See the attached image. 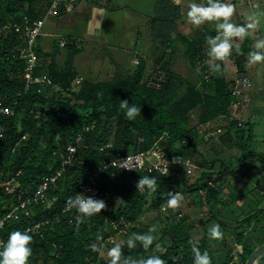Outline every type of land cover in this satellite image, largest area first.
I'll return each mask as SVG.
<instances>
[{
  "label": "trees",
  "instance_id": "16d2710c",
  "mask_svg": "<svg viewBox=\"0 0 264 264\" xmlns=\"http://www.w3.org/2000/svg\"><path fill=\"white\" fill-rule=\"evenodd\" d=\"M51 2L0 0V106L10 110L0 112V218L13 209L17 216L5 221L0 235L6 241L9 232L17 229L23 231L41 220L49 219L40 231L29 232L33 236L29 261L34 263L31 264H36L39 256H44V264H107L100 252L94 249H100L96 246L98 241L103 242L112 236L108 229L113 227V221L118 223L119 228H125L127 235L146 232L137 225L145 212L165 207L170 214L176 209L166 206L168 191H180L191 198L199 197L201 202L211 203L217 192V179L212 177L215 171L203 169L199 177L191 179V175L187 176L183 169H174L166 176L110 169L103 173L100 186L111 192L114 204L107 205L103 198L94 197L102 199L105 208L79 222L75 208L65 209L69 198L74 197L79 183L87 179L89 172L103 162L118 153H128L130 148L131 152L147 150L164 133L168 135L164 144L171 154L190 156L187 150H194V147L191 141L183 140L195 137L199 133V124L206 125L221 115L231 118L227 134L231 135V128L237 125V135L231 139L245 152L239 159L240 163L254 155L250 150V144L254 141L253 126L248 122V129L241 127L235 116L230 114L231 108H239L234 88L237 74L247 72L246 60L249 51H252L253 39L246 35L244 42L232 49V61L237 71L235 78L228 80L225 74L226 59L213 62L204 52V46L207 45L205 37L214 36L216 32L204 30L199 37L183 35L174 23V17L176 19L180 14V5H175L172 0H159L157 12L162 11V14L159 13L151 22L152 28L161 34L156 39L164 43L173 42L171 51H175V39L180 38L187 43L185 54L192 63H201L203 76L210 74V80L206 81L203 77V81L213 93H203L189 85L183 92L185 80L169 68H164L167 81L162 87L148 86L141 82L146 69L144 59H141L134 73L125 78L104 82L84 79L78 85L75 82L78 72L74 67V57L83 50V38L71 33L60 35L67 37L66 47L72 50L63 67L56 61L59 44L54 51L44 52L37 44L42 33L38 36L34 49L39 54V62L34 68V74L46 73L52 79V84L37 83L27 89L25 71L28 58L21 56L23 37L15 31L13 24L20 22L24 16L30 19L43 17ZM68 13L62 10L57 15ZM238 24H244V21ZM170 26H174V30ZM74 40L81 41L80 46L75 45ZM46 56L49 60L45 59ZM211 63L219 67L211 69ZM121 99L140 106L141 113L134 120H128L123 115L119 108ZM194 113H197L199 124L190 126L191 114ZM217 130L218 127L213 131ZM109 134L113 135L112 139H108ZM217 134L222 136L220 132ZM176 142H180L178 147L174 146ZM70 143L77 145L78 160L75 165L67 167L50 185L47 190L49 201L46 204H31L29 213H26L20 207L21 201L34 195L45 178L56 174ZM227 168L223 165L222 173ZM144 175L157 178L155 192H150L147 187L144 191H138L136 182ZM10 180H13L10 183L12 189H7ZM210 181L215 183L214 187L209 185ZM200 188L206 189L204 194L199 192ZM148 193L154 195V203L151 205H147ZM220 202L216 201L222 208L225 203ZM169 217L173 219L167 229L170 243L158 255H161L165 264H193L191 245L194 241L191 243L192 224L189 218ZM214 217L201 223L207 224ZM252 221L254 215L251 214L243 223ZM220 223L226 228L224 222ZM235 239L243 242L239 235ZM196 245L202 252L209 250L205 240ZM152 247L145 250L137 242L135 248L129 249L123 243L122 255L131 258L147 257L151 255ZM256 247L252 242L244 246L243 252L239 254L243 263H246ZM259 264H264V256L260 258Z\"/></svg>",
  "mask_w": 264,
  "mask_h": 264
},
{
  "label": "rangeland",
  "instance_id": "374dc122",
  "mask_svg": "<svg viewBox=\"0 0 264 264\" xmlns=\"http://www.w3.org/2000/svg\"><path fill=\"white\" fill-rule=\"evenodd\" d=\"M172 1L175 5H179V3L181 5L179 17L176 19L174 17V23H176L177 29L180 30V33L183 35L188 37H199L201 31L205 30L210 32L215 29V22L212 21H205L199 26H195L187 21L186 13L190 0ZM237 1L242 3L240 8L241 11L243 9L245 12L246 8L251 9L252 6H255L256 9L254 12L259 14V27L257 26L251 29L248 34L249 37L253 38L252 50H256L254 48L255 43L264 40V0H254L253 3L252 0ZM88 2H82L81 5L88 4L89 9L82 8L81 6V8L72 9L73 11L79 10L78 12L69 11V13H72H70L71 15L65 14L62 16L54 15L47 17L42 29V35L37 41V44L41 46L42 51L52 52L57 46L61 34H70L74 32L88 33V31L90 32L96 27L100 32L94 31L93 34L94 38H97L98 41L96 45L84 47L81 51L82 53L76 54L74 57V67L77 68L76 70L79 78L78 85H80L84 79L104 82L132 75L140 64V59L137 58L132 61L128 58L130 65H121L120 63L123 60L117 59L114 61L112 57L113 52L108 51V48L111 50L113 45L118 46V38L120 37L119 28H123L125 39L132 36L134 31L133 24L135 22L134 17L132 18L133 13L129 12V15H124V12H115V7H112L113 5L109 3V0H99L100 7L105 6L110 9L107 11L101 8L96 9V4L94 5L95 2H92V0ZM196 2L202 3L203 1L196 0ZM234 2L235 0H231L233 5ZM119 7L123 8V6ZM109 11L110 14L108 13ZM159 13L162 14V11L155 12L152 18H148L150 21L149 23H151ZM238 15L239 14L234 10L231 18L234 23L239 22L237 18ZM245 18H242L240 22L244 21ZM74 19H78V22H74ZM143 20L144 22L140 20L141 23L139 25L142 39H147L150 36V39L155 41L161 34H158V31L154 28H152L151 32V28L146 27L149 23H146L145 18ZM244 24H246L245 21ZM160 26L163 25L160 24ZM170 27L171 30H174V26ZM135 28L137 29V25H135ZM169 30L168 28L167 31ZM148 34L150 35L148 36ZM102 38L107 40L101 41L103 40ZM244 40L245 37L242 39L234 37L233 45L242 43ZM172 43L162 42L161 48L160 44L157 45L158 53L155 54L154 52L151 57L152 59L148 62L145 61L146 69L143 73L141 82L147 83V78L156 69L163 67L169 68L172 72H175L185 80L183 92L189 85L196 87L203 93L205 91L213 93V90L207 87V83L205 84L203 81L204 70L203 67L200 66L201 63L197 61L196 64H193L185 54L184 51L187 43L180 38L175 39V51H171L170 48L172 47ZM154 44H156V42ZM207 48L208 46L205 45L204 52L206 53ZM71 51L72 50L66 46L59 47V51L56 54L57 63L63 67ZM259 51H264V49H259ZM45 59L49 60L48 56H46ZM230 60L229 57L226 58V61L230 63V65H227L230 70L225 73L228 80L233 77L235 78L237 71L236 64L232 63V60ZM246 68L251 78V87L254 86L258 90L257 92L261 91V93L258 98H256V101H254L255 96L252 93L253 95L251 94L250 98L252 101L250 100L244 105L237 104L239 108H231L230 114L235 116L241 127L248 129V122L253 126L254 141L250 144V150L254 152V155L247 157L244 163H240L239 159L244 156L245 152L235 145L233 138L231 139L232 136L237 135V125L231 128V135L226 133L228 130L227 126L231 120L227 115H221L217 119L211 120L208 125H202L197 121V113L191 114L192 119L190 120V126L197 125V123L199 124V133L195 135V137L190 139L186 138V140H184V142L188 140L191 141L194 150H187V154L190 155L198 166L197 170L191 174V179L199 177L203 169L215 171L212 177L217 179L216 198H212L211 203H206L201 202L197 196L191 198L190 195L183 194V200L174 211L170 212V214L166 211L165 207H163L162 210H149L145 212L140 217L137 225L146 232L150 226H156L151 255L160 253L155 249L156 243H159L163 250L165 246L170 243V234L167 231L173 220L170 219V215L177 219H182L184 216L189 218L188 221L192 224L190 230V235L192 237L191 243L194 241V243L199 245L200 241H206L209 247V255L213 259L211 264H246L243 263L239 256V254L243 252L244 246L251 242L255 244V246H259L261 242L264 241V61L249 64L247 58ZM246 93L248 95V90ZM217 127L222 129L220 132L222 136L220 137L218 134L215 135L213 131ZM112 136V134H109L108 139H112ZM167 136V134H163L162 142H166ZM179 144L180 142H176L174 146L178 147ZM128 151L131 152L132 149L130 148ZM223 165L228 166V168L222 173L221 170L223 169ZM241 172L246 174H242ZM146 197L147 205L154 203L153 194L148 193ZM216 201H221L220 203L224 202L225 205L220 208ZM180 211L183 213L181 216L178 214ZM251 214L254 215V221L243 223ZM213 215L215 217L210 222L207 224L201 223ZM220 222H224L227 229ZM212 224L220 225L222 232L221 237L216 239H211L209 237L208 229ZM108 231L111 232L112 236L105 239L103 242L98 241L96 243L97 247H100V249L103 248L105 254L101 255V257L105 259V261L108 260L106 252L107 249L111 247V244L114 242L123 244L129 236L126 233L117 232L113 227H110ZM238 235L242 237V243L235 239ZM263 256L264 253L261 257ZM43 259L44 256H39L35 263L44 264ZM29 263L31 264L34 262L29 261Z\"/></svg>",
  "mask_w": 264,
  "mask_h": 264
},
{
  "label": "clouds",
  "instance_id": "9594fccd",
  "mask_svg": "<svg viewBox=\"0 0 264 264\" xmlns=\"http://www.w3.org/2000/svg\"><path fill=\"white\" fill-rule=\"evenodd\" d=\"M233 13L234 5L231 0H207L206 3L190 0L188 4L186 15L191 24L199 26L205 21L215 22L216 34L205 37L208 46L207 55L213 62L228 57L233 49V38H244L249 34V30L256 28L260 22L259 14L253 12L248 15L246 24L234 23L231 19ZM254 48L256 50L248 53L249 64L264 61V51H259V49H264V40L257 41ZM218 67V64H210L211 69ZM119 108L128 120H134L141 113L140 106L134 103L130 104L127 99L120 100ZM161 174L167 175V170H162ZM136 187L138 191H144L147 187L150 192H155L157 190V178L148 175L140 176L136 182ZM183 198L180 191H168L166 206L176 208ZM67 203L69 207L76 209L78 222L100 213L105 208V202L102 199L85 196L83 193H76L74 197L69 198ZM155 232V225L150 226L147 232H132L125 243L129 249H132L139 242L143 249L148 250L154 243ZM208 234L211 239L221 237L220 225L212 224L208 229ZM32 240L33 236L28 230L17 229L9 232L6 241L0 242V264H28L32 254ZM155 249L159 252L163 251L159 243L155 244ZM94 250L99 251L101 255L105 254L103 248ZM191 251L194 254L193 264H211V257L206 249L202 252L196 243H193ZM106 255L108 257L107 264H165L164 259L158 254L140 258L124 257L122 244L119 242H114L107 249Z\"/></svg>",
  "mask_w": 264,
  "mask_h": 264
},
{
  "label": "built area",
  "instance_id": "2783aa9c",
  "mask_svg": "<svg viewBox=\"0 0 264 264\" xmlns=\"http://www.w3.org/2000/svg\"><path fill=\"white\" fill-rule=\"evenodd\" d=\"M87 0H52L50 5L47 7L45 15L38 19H30L27 16L20 22H15L13 24V28L17 33H19L23 37L24 47L21 48V56L28 58V66L25 71V77L27 79V86L28 89L31 85L42 83L50 85L52 84V79L46 75H35L34 68L38 65L39 62V54L35 51L36 41L38 36L42 33L43 26L45 24V20L49 16L57 15L60 11H71L75 7H77L82 2H86ZM68 43V39L66 36H61L59 39V46L65 47ZM75 45L80 46L81 41L74 40ZM205 80H210V74H206ZM167 81V71L163 67H159L156 69L148 78H147V85L155 88H160L164 83ZM76 83H79V78L76 80ZM252 86L251 78L247 72H239L237 74V84L234 88V94L238 96V103L239 105H244L245 103L249 102V96L247 95L246 91ZM10 112L9 109L3 108L0 106V112ZM209 122L206 124L208 125ZM1 129V126H0ZM2 131V129H1ZM222 129L218 127L217 132H221ZM214 131V134H217ZM163 137H160L153 147L144 150V151H137V152H128L125 154L118 153L115 157L110 158L109 160L103 162L97 169H94L89 172L88 177L85 181H81L78 185V191L76 193H83L85 196H93V197H100L105 200L107 205L112 206L114 204V200L112 197L111 192L108 190H103L100 186V182L102 180L103 173L110 169H118L122 171H141L148 174H157L162 175V170H167V175L173 172L174 169L179 170L183 169L187 176L191 175L196 169L197 165L192 160L190 156L183 155L180 153L171 154L167 149V146L161 143ZM208 138V136H207ZM188 139V138H187ZM142 139L140 138V141ZM186 140V139H184ZM183 140V141H184ZM77 145L70 143L67 146L66 153L63 154L62 166L56 172V174L52 175L50 178H45L44 181L39 185L37 190L35 191L34 195L27 197L25 200L21 201L20 207L28 211L29 206L31 204L42 203L46 204L49 201V197L47 194V190L49 189L50 185L54 183L59 176L63 174L67 167H72L75 165L76 161L78 160L77 156ZM114 162V163H113ZM166 176V175H162ZM13 180H10L7 189H11L10 183ZM209 185L214 187L215 183L213 181L209 182ZM206 191L205 188H200L199 192L204 194ZM76 195V194H75ZM74 195V196H75ZM18 207V206H17ZM66 210L71 209L68 205H66ZM64 209V210H65ZM179 216L182 213H178ZM12 217H17L14 214V209L9 212L4 217L0 218V230L4 226L6 220ZM49 222L48 220H41L34 225L28 227L25 230L29 232L36 233L40 231V229L47 225ZM113 227L117 229L121 233H126L125 228H119L118 223L116 221L112 222ZM5 241L0 235V242Z\"/></svg>",
  "mask_w": 264,
  "mask_h": 264
},
{
  "label": "crops",
  "instance_id": "0c3cea01",
  "mask_svg": "<svg viewBox=\"0 0 264 264\" xmlns=\"http://www.w3.org/2000/svg\"><path fill=\"white\" fill-rule=\"evenodd\" d=\"M202 1H203L202 3H205V1L207 2V0H202ZM86 2H88V1H86ZM158 2H159V0H122V1L109 0V3H111L113 5L112 7L113 8L115 7V9H114L115 12H118V13L124 12V15L125 14L129 15V12H131V13H133L132 18L134 17V19H135V22L133 24V30L134 31H133L132 36L130 38L127 37L125 39L124 33H123L124 32L123 28L122 29L119 28L118 30L120 31L119 32L120 33L119 34L120 37L118 38V41H119L118 46L117 45H113L111 50H110V48H108V51L113 52L112 57L114 58V61L117 60V59H121V60H123L120 63L121 65L129 66L130 64H129L128 58L130 60H132V61H134V60H136L138 58V59H140V62H141V59L142 60L144 59L146 62H148L149 60L152 59L151 57H152L154 52H155V54L158 53L157 52L158 51L157 45L160 44V48L162 47L161 39L160 40L159 39H156V40L154 39L155 41H153V39H150V36H149L150 34H148L149 37L147 39H142V37H141V34H142L141 33V29L139 28V25H140L141 21L144 22V20H143L144 18L146 19V23L150 22L148 18H152L153 17L152 15L155 12H157ZM179 2H181V1H179ZM253 2H254V0H252V3ZM94 5L96 6V9L97 8L98 9L101 8V9H105V11L110 10L109 8H107L105 6L104 7H100L99 6L100 5L99 4V0H97V2L94 3ZM179 5H180V3H179ZM241 5H242V3L238 2L237 0H235V2H234V6H235L234 8L235 9L234 10H235V12H237V14H239L237 16V18L239 19V22H240V20L242 18L248 17V15L250 13H253L254 10L256 9L255 6H252L251 9H247L246 8L245 12H244L243 9H242V11L240 10ZM252 5H254V4H252ZM81 6L82 5L79 4L75 8H78V7L81 8ZM88 6H89L88 4H84L82 6V8H88L89 9ZM119 6H123V8H120ZM78 11H73L72 10L71 12H78ZM70 13H68V14H70ZM108 13L110 14V11ZM108 16H110V15H108ZM244 21L247 23L248 22L247 18H245ZM74 22H78V19H74ZM181 23H182V21H181ZM135 25H137V29L135 28ZM146 27L147 28L150 27L151 28V32H152L151 23L147 24ZM258 27H259V24H258ZM94 28L95 29L91 30L90 32L88 31V33H86V32L85 33L84 32H81V33L80 32H74V33H71V34L77 35V36H80V37L83 38L82 46H83V49H84V47L96 45V43L98 42L97 38H94L93 34H94V31L98 32V33H100V32L98 31L99 29H97L96 27H94ZM125 29H127V28H125ZM212 31L216 32L215 29H213ZM249 33H250V30H249ZM152 35H153V33H152ZM105 40H107V39H103L101 41H105ZM155 42H156V44H154ZM235 46L236 45H233V48ZM81 53L82 52H79L78 54H81ZM228 57H229V59L233 60L232 58L234 56H233L232 51H231V53H230V55ZM114 61H113V63H114ZM190 62H192V61L190 60ZM232 63H233V61H232ZM227 65H230V63L229 62L225 63V72L226 73L230 70V68H228L229 66H227ZM232 70H234V69H232ZM257 91L258 90L254 86L251 87L250 89H248L249 101L251 100L250 98H251V94L252 93L255 96L254 101H256V98H258L259 94L261 93V91L260 92H257ZM254 101H253V103H254ZM249 114H250V112H249Z\"/></svg>",
  "mask_w": 264,
  "mask_h": 264
},
{
  "label": "water",
  "instance_id": "95a60500",
  "mask_svg": "<svg viewBox=\"0 0 264 264\" xmlns=\"http://www.w3.org/2000/svg\"><path fill=\"white\" fill-rule=\"evenodd\" d=\"M264 253V243L257 246L248 257L246 264H259L260 258Z\"/></svg>",
  "mask_w": 264,
  "mask_h": 264
}]
</instances>
